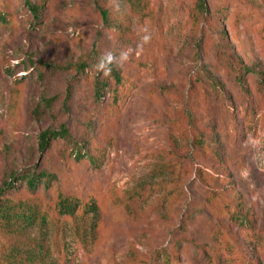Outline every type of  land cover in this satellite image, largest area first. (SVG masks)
I'll return each mask as SVG.
<instances>
[{
    "label": "rangeland",
    "instance_id": "1",
    "mask_svg": "<svg viewBox=\"0 0 264 264\" xmlns=\"http://www.w3.org/2000/svg\"><path fill=\"white\" fill-rule=\"evenodd\" d=\"M146 1L48 0L36 19L0 0V189L48 213L0 233V264H264V0H207L206 15L198 0ZM108 52L117 103L95 95L114 84L95 68ZM62 126L75 144L41 151ZM41 172L58 180L33 191L24 178ZM57 192L99 214L59 217Z\"/></svg>",
    "mask_w": 264,
    "mask_h": 264
},
{
    "label": "trees",
    "instance_id": "2",
    "mask_svg": "<svg viewBox=\"0 0 264 264\" xmlns=\"http://www.w3.org/2000/svg\"><path fill=\"white\" fill-rule=\"evenodd\" d=\"M47 1L48 0H41L40 6L33 4L31 0H25V4L29 8L32 15L36 19H40L42 15L41 11L44 9L45 3ZM127 1L130 2L133 7L140 11H144L147 7L146 0ZM198 8L202 12V15L209 14L210 10L207 4V0H198ZM102 14L105 24H109V17L107 15V12L102 11ZM6 21L7 19L3 14L0 13V22L4 23ZM225 37H227L226 33ZM232 65L234 69H237V71H242L245 73L250 72V70L246 68L240 60H232ZM81 67L82 69H85L84 65H81ZM111 67V74L110 76H107V78H110L113 81V86H110L109 80H106L105 82L98 80L96 82L95 95L97 100L100 101L104 96L105 91L108 90V92H112L114 94V102L117 103L119 100V89L124 84V77L114 68L113 65ZM263 76L264 75H261V77ZM239 81L244 90L248 91L247 82L245 79H243L242 75H239ZM263 83L264 80L259 82L260 85ZM41 102L46 106H51L53 100L41 99ZM58 139H62L66 142L75 144V142H72V137L68 129L65 126H62L60 130L47 129L46 131L42 132L39 136V149L41 151L47 150L51 146L52 142ZM196 143L198 145H202L204 144V139L202 137H198ZM72 155L75 156L77 162H80L86 157V154L82 152V149L79 148L78 144H76ZM88 159L95 167L101 166L100 159L98 157H88ZM24 179L27 181V185L29 186V188H31L33 191L38 183L41 182V180H44L48 186H51L58 180L57 176L47 172L29 173L25 176ZM10 187H12V184H8V187L5 186V189H0V233H6L7 230H10L11 232H18L26 227L32 226L33 224L46 221L48 213L42 210L41 203L39 201L34 199L30 202L15 200L11 197V195L7 194V189H9ZM173 191L177 193V188H175ZM178 191L180 193V190ZM55 209L57 210L59 217H66L72 220H75L78 214H81L82 216H86L88 214H95L97 216L99 214V208L96 202L86 203L78 198L66 195L62 192L56 193ZM240 218L241 216L233 211L230 219L232 221H235L236 223H239ZM240 223H242V226H244V222ZM59 226V222L57 221V232H59Z\"/></svg>",
    "mask_w": 264,
    "mask_h": 264
},
{
    "label": "clouds",
    "instance_id": "3",
    "mask_svg": "<svg viewBox=\"0 0 264 264\" xmlns=\"http://www.w3.org/2000/svg\"><path fill=\"white\" fill-rule=\"evenodd\" d=\"M145 32H147V29H144ZM151 36L150 35H144L142 37L143 43L147 44L150 42ZM116 57L111 53H105L103 56L100 57L98 63L95 65V68L98 72H102L105 77L110 76L112 71V65L115 62ZM120 63H123L127 60V55L125 53H121L120 55Z\"/></svg>",
    "mask_w": 264,
    "mask_h": 264
}]
</instances>
